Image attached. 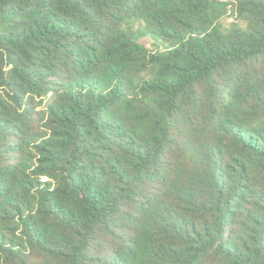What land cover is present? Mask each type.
<instances>
[{
	"label": "trees",
	"instance_id": "16d2710c",
	"mask_svg": "<svg viewBox=\"0 0 264 264\" xmlns=\"http://www.w3.org/2000/svg\"><path fill=\"white\" fill-rule=\"evenodd\" d=\"M0 264H264V0H0Z\"/></svg>",
	"mask_w": 264,
	"mask_h": 264
},
{
	"label": "rangeland",
	"instance_id": "374dc122",
	"mask_svg": "<svg viewBox=\"0 0 264 264\" xmlns=\"http://www.w3.org/2000/svg\"><path fill=\"white\" fill-rule=\"evenodd\" d=\"M229 23H230V20H225V21H224V26H225V27H228ZM143 43H144L148 48L151 47V45H150V41H148V40H144Z\"/></svg>",
	"mask_w": 264,
	"mask_h": 264
}]
</instances>
